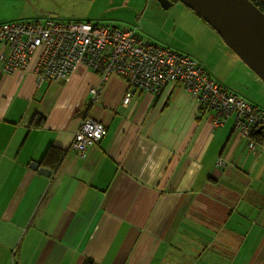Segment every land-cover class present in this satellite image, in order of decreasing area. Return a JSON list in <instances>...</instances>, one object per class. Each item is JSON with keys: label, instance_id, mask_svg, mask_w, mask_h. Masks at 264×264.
Returning a JSON list of instances; mask_svg holds the SVG:
<instances>
[{"label": "crops", "instance_id": "obj_1", "mask_svg": "<svg viewBox=\"0 0 264 264\" xmlns=\"http://www.w3.org/2000/svg\"><path fill=\"white\" fill-rule=\"evenodd\" d=\"M41 51L11 75L0 62V264H264V150L232 119L214 127L178 83L123 105L118 74L93 102L100 76L83 65L38 85ZM85 117L107 134L82 158ZM50 146L64 160L47 178L29 164Z\"/></svg>", "mask_w": 264, "mask_h": 264}, {"label": "built area", "instance_id": "obj_2", "mask_svg": "<svg viewBox=\"0 0 264 264\" xmlns=\"http://www.w3.org/2000/svg\"><path fill=\"white\" fill-rule=\"evenodd\" d=\"M0 47V62L6 74L22 70L33 50L42 48L34 72L37 84L67 82L80 65L100 74V85L89 90L93 102L111 74L122 77L129 88L124 104L130 100V89L159 93L169 83L181 84L205 110L214 112V127L232 119L250 152L264 150V110L223 88L195 59L144 42L132 29L53 19L11 22L0 24ZM106 134L103 124L85 117L71 148L84 157ZM222 165L218 160L217 166Z\"/></svg>", "mask_w": 264, "mask_h": 264}, {"label": "rangeland", "instance_id": "obj_3", "mask_svg": "<svg viewBox=\"0 0 264 264\" xmlns=\"http://www.w3.org/2000/svg\"><path fill=\"white\" fill-rule=\"evenodd\" d=\"M36 12L44 15L37 17ZM47 19L132 29L144 42L187 55L204 69L208 65L224 88L264 110V83L209 25L180 2L163 9L156 0H0V24ZM122 104L126 105L123 100Z\"/></svg>", "mask_w": 264, "mask_h": 264}, {"label": "water", "instance_id": "obj_4", "mask_svg": "<svg viewBox=\"0 0 264 264\" xmlns=\"http://www.w3.org/2000/svg\"><path fill=\"white\" fill-rule=\"evenodd\" d=\"M163 9L171 0H156ZM197 14L221 38L224 44L264 83V12L251 0H177ZM36 12L37 17H42ZM39 174L50 177L52 171L30 163Z\"/></svg>", "mask_w": 264, "mask_h": 264}, {"label": "trees", "instance_id": "obj_5", "mask_svg": "<svg viewBox=\"0 0 264 264\" xmlns=\"http://www.w3.org/2000/svg\"><path fill=\"white\" fill-rule=\"evenodd\" d=\"M171 1H173L174 3L178 2L177 0H171ZM251 2L255 4L259 10L264 12V0H251ZM38 124H40V121H38L36 124L33 125L36 127L38 126ZM63 160H64V152L60 148L50 146L48 147V149L46 150L45 154L41 159V165L48 168L54 173L61 167Z\"/></svg>", "mask_w": 264, "mask_h": 264}]
</instances>
